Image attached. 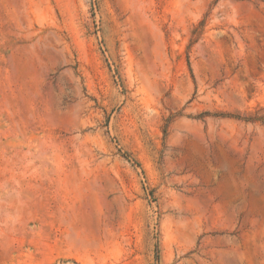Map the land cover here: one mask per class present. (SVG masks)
Returning <instances> with one entry per match:
<instances>
[{
	"label": "rangeland",
	"instance_id": "1",
	"mask_svg": "<svg viewBox=\"0 0 264 264\" xmlns=\"http://www.w3.org/2000/svg\"><path fill=\"white\" fill-rule=\"evenodd\" d=\"M0 264H264V0H0Z\"/></svg>",
	"mask_w": 264,
	"mask_h": 264
}]
</instances>
